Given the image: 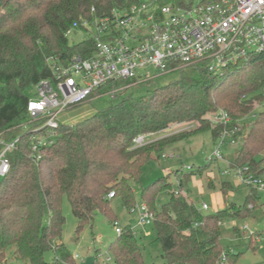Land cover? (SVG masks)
<instances>
[{"label": "trees", "instance_id": "obj_1", "mask_svg": "<svg viewBox=\"0 0 264 264\" xmlns=\"http://www.w3.org/2000/svg\"><path fill=\"white\" fill-rule=\"evenodd\" d=\"M140 1L0 0V134L7 139L20 136L9 154L11 170L0 180V264L6 261L9 247H15V255L29 264H75L67 245L57 242L65 224L64 196L77 218L78 232L92 225L98 213L114 226L118 216L113 201L119 199L130 212L136 204L133 183H141L146 164L200 132L210 130L216 142L224 126H212L211 118L219 109L231 118L226 128L237 127L229 141L240 142L228 168L248 166L264 179V112L244 121L264 102V52L248 55L222 74L210 72L204 61L179 68L175 70L179 79L145 95L130 92L143 84L138 78L110 81L92 95L121 89L111 105L76 124L61 122L53 142L32 155L33 139L45 133L31 132L33 124L23 127L30 122L27 105L36 84L53 76L52 59L68 65L75 54L86 57L94 52L86 30L78 29L86 32L83 40L71 42L68 29L84 18H101ZM159 1L182 7L194 3ZM165 131L168 136L138 147L133 144L140 134ZM208 166L191 167L186 173L176 170V188L167 176L142 185V201L154 214L148 227L157 232L161 264H236L243 254L222 244L223 224L227 219L261 220L258 188L249 189L243 204L231 202L215 212L203 211L181 192L193 175H201ZM234 189L229 181L220 184L224 197ZM111 191L114 197L108 198ZM164 192L169 200L159 206ZM233 229L241 236L236 225ZM249 242L254 251L251 236ZM49 250L54 251L52 263L45 257ZM143 250L130 224L122 226L108 247L113 264H146ZM94 264H101L97 254Z\"/></svg>", "mask_w": 264, "mask_h": 264}, {"label": "built area", "instance_id": "obj_2", "mask_svg": "<svg viewBox=\"0 0 264 264\" xmlns=\"http://www.w3.org/2000/svg\"><path fill=\"white\" fill-rule=\"evenodd\" d=\"M81 28L93 39L94 52L86 57L75 54L68 65L52 59L53 76L39 81L35 96L28 101L30 122L23 127L34 123L31 132H45L33 139V156L40 147L53 142L66 110L87 102L96 90L110 81L137 78L138 69L148 66L170 72L202 61L207 63L210 72L222 74L248 55L264 52V0H197L189 7L142 0L113 9L101 18L75 22L67 35ZM230 122L229 114L223 109L212 116V126L223 125L224 128L209 159L223 157L222 150L233 141L229 139L237 127L226 128ZM147 138V135H138L133 140L134 146L146 144ZM19 140L20 136L7 139L0 134V180L11 170L9 154L16 149ZM230 170L235 172L240 183L264 190V179L248 166L226 171ZM112 197L113 191L108 194V198ZM202 209L208 210L209 205L203 202ZM136 211V227L152 224L154 214L146 203L135 204L130 209L131 213ZM114 227L120 234L119 221ZM243 229L249 227L245 225ZM250 236L254 239V232ZM258 240L259 236L254 239ZM78 258L79 255H74V259Z\"/></svg>", "mask_w": 264, "mask_h": 264}, {"label": "rangeland", "instance_id": "obj_3", "mask_svg": "<svg viewBox=\"0 0 264 264\" xmlns=\"http://www.w3.org/2000/svg\"><path fill=\"white\" fill-rule=\"evenodd\" d=\"M194 2L197 3V0H194ZM85 37L86 32L84 30H77L69 35L71 42H78ZM179 77V71L161 72L154 66L138 69L137 78L139 80L137 82H144L132 88L130 92L135 95H145L159 86L176 81ZM147 79L149 80L148 83L145 82ZM104 90L96 92L87 102L66 110L61 117V122L76 124L88 119L92 117L97 110L111 105L118 97L116 94L122 92L119 88H114L109 91ZM261 112H264V102L258 106L256 105L255 109L244 121H253ZM168 134V131L160 132L155 135L151 134L148 136L146 142L149 143L168 136ZM214 144L213 134L210 130H207L188 139L174 143L166 148L158 160H154L144 166L141 183H133L136 204H141L143 202L141 195L142 185H148L153 180L167 176L176 188L178 186L177 176L175 175L176 170L182 169L183 172L186 173L189 171L187 169L188 166L198 167L207 164L209 166L205 172L201 175H193L187 183L186 189L189 190V192H187L186 189L181 192L187 193L188 198L193 200L201 209L202 203L206 202L209 205V209H202L203 211L215 212L216 205L220 203V197H222L220 184L223 181H229L235 189L229 192L227 196L228 201L243 204L249 189L256 187H249L240 183L233 170L226 171L228 169L229 160L236 154L240 147V142L233 140V142L229 143L230 145L227 144L222 150L224 154L223 157L211 160L209 158L214 151ZM210 181L214 182V187L209 185ZM258 195L262 204L260 221H254L252 219H227L222 227L221 241L225 248L234 253L242 252L243 254L236 264H264V190L258 189ZM169 197L167 192L160 194L158 198L159 206L167 202ZM112 204L120 225L124 226L130 224L131 227L135 228L138 241L144 247L143 252L146 264H161L162 248L156 239V230L152 226L147 228L142 226L136 227L138 212H129L119 199L114 200ZM62 210L65 215V224L62 237L57 242L65 243L73 255H79L75 264H94L96 254L99 256L101 264H113L112 260H108V258L111 257L108 247L117 237V233L109 219L104 214L98 213L92 225H87L83 230L78 232V221L73 214L67 196L63 198ZM234 225L238 227L241 236L237 237L234 233ZM245 225L249 227L248 230L243 229ZM251 232H254V239L259 236L258 242H255L253 239L254 244L252 246L255 247L254 251L249 242ZM258 233H260V235H258ZM14 251L15 247H9L7 249V259L2 264H29L28 261L19 259ZM45 257L49 263H52L55 257L54 251H47ZM58 264L67 263L61 262Z\"/></svg>", "mask_w": 264, "mask_h": 264}, {"label": "crops", "instance_id": "obj_4", "mask_svg": "<svg viewBox=\"0 0 264 264\" xmlns=\"http://www.w3.org/2000/svg\"><path fill=\"white\" fill-rule=\"evenodd\" d=\"M232 142H233V141H232ZM229 145H230V144H229ZM209 185H210V184H209ZM220 191H221V190H220ZM248 192H249V191H248ZM248 192H247V193H248ZM247 193H246V195H247ZM228 194H229V193H228ZM221 195H222V197H220V198H221V201H220L219 204L216 205V210H215V211H218L219 209L225 207L228 203H231V202L228 201L227 197H224L222 191H221ZM227 196H228V195H227ZM252 220H253V219H252ZM254 221H256V220H254ZM146 228H147V227H146Z\"/></svg>", "mask_w": 264, "mask_h": 264}]
</instances>
